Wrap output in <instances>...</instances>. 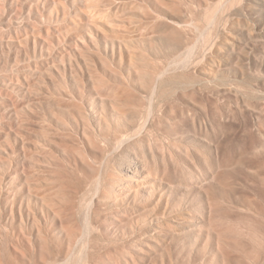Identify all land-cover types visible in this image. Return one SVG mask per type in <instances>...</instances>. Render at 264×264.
Masks as SVG:
<instances>
[{
	"label": "rangeland",
	"instance_id": "374dc122",
	"mask_svg": "<svg viewBox=\"0 0 264 264\" xmlns=\"http://www.w3.org/2000/svg\"><path fill=\"white\" fill-rule=\"evenodd\" d=\"M0 264H264V0H0Z\"/></svg>",
	"mask_w": 264,
	"mask_h": 264
}]
</instances>
